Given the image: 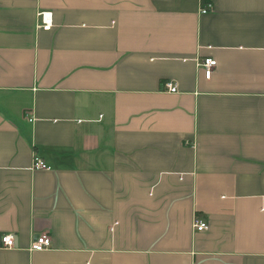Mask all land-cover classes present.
<instances>
[{
    "label": "crops",
    "instance_id": "0c3cea01",
    "mask_svg": "<svg viewBox=\"0 0 264 264\" xmlns=\"http://www.w3.org/2000/svg\"><path fill=\"white\" fill-rule=\"evenodd\" d=\"M4 233L0 264H264V0H0Z\"/></svg>",
    "mask_w": 264,
    "mask_h": 264
},
{
    "label": "built area",
    "instance_id": "2783aa9c",
    "mask_svg": "<svg viewBox=\"0 0 264 264\" xmlns=\"http://www.w3.org/2000/svg\"><path fill=\"white\" fill-rule=\"evenodd\" d=\"M209 6V7H208ZM210 4L203 6L201 12L205 13L210 8ZM41 25L43 28H48L51 25V12L44 11L41 12ZM216 65V60L211 57H203L199 60L198 66L203 69L204 76L209 78L211 76L212 70ZM165 88L170 92H176L177 86L172 80L165 81ZM32 167L36 169H48L49 167L44 163V161L37 155L33 156ZM192 226L196 231H204L208 228V223L205 219L194 217L192 221ZM0 242L3 247L11 248L14 247V236L13 234L4 233L0 236ZM51 246V238L49 234L42 232L35 235L31 242V249L34 251H41L47 249Z\"/></svg>",
    "mask_w": 264,
    "mask_h": 264
}]
</instances>
